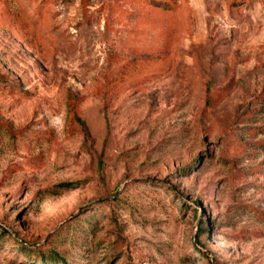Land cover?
I'll list each match as a JSON object with an SVG mask.
<instances>
[{
  "label": "rangeland",
  "instance_id": "obj_1",
  "mask_svg": "<svg viewBox=\"0 0 264 264\" xmlns=\"http://www.w3.org/2000/svg\"><path fill=\"white\" fill-rule=\"evenodd\" d=\"M66 260L264 264V0H0V264Z\"/></svg>",
  "mask_w": 264,
  "mask_h": 264
},
{
  "label": "trees",
  "instance_id": "obj_2",
  "mask_svg": "<svg viewBox=\"0 0 264 264\" xmlns=\"http://www.w3.org/2000/svg\"><path fill=\"white\" fill-rule=\"evenodd\" d=\"M70 110L72 111L73 110V105H70ZM74 120L78 123V124H80L83 128L85 127V122L83 121V120H81L79 117H77L76 116V114H75V116H74ZM199 230H200V232L202 231H205V223L203 222V221H200V225H199ZM200 242V241H199ZM201 243V242H200ZM39 254L40 255H43L42 257H44V252H39ZM52 255V254H51ZM50 256V255H49ZM63 256H61V255H59L58 253H55V260H62V259H64V258H62ZM34 260H36V259H34ZM34 260H32V263H35V261ZM63 264H70L69 263V261L67 262V260L65 261V263H63Z\"/></svg>",
  "mask_w": 264,
  "mask_h": 264
}]
</instances>
